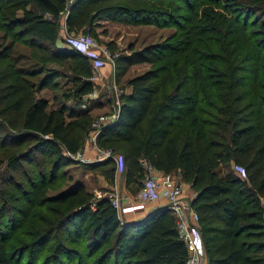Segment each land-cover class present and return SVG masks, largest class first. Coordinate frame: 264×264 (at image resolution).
Wrapping results in <instances>:
<instances>
[{
    "label": "trees",
    "instance_id": "obj_1",
    "mask_svg": "<svg viewBox=\"0 0 264 264\" xmlns=\"http://www.w3.org/2000/svg\"><path fill=\"white\" fill-rule=\"evenodd\" d=\"M263 10L264 0H0V31L11 40L0 53L8 62L7 72L0 73L6 82L0 90L3 145L14 148V164L35 167L36 153H53L51 168L43 164L34 171L40 182L52 179H45L46 172L55 175L72 164L81 149L68 118L88 117L77 107L94 92L93 71L89 57L63 38L58 44L62 16L70 35L90 27L96 17L152 24V17L162 14L163 27L176 26L171 41L130 49L114 59L118 77L134 63L155 67L127 81L120 116L101 127L97 145L121 149L120 175L127 186L140 187L141 160L155 171L181 174L195 193L190 204L199 217L207 264H264V20H250ZM17 42L29 49V68L16 65L21 60L13 50ZM60 78L73 83L66 95L76 106L71 111L37 95ZM58 145L68 155L58 154ZM104 164L113 179V160ZM80 193L78 188L73 194ZM96 206L79 209L90 212L87 228L82 219L63 235L74 242L73 233L83 236L85 262L99 252L100 260L93 263L185 264L188 252L170 211L158 209L130 221L120 218L109 201ZM0 264H16L3 231Z\"/></svg>",
    "mask_w": 264,
    "mask_h": 264
},
{
    "label": "rangeland",
    "instance_id": "obj_2",
    "mask_svg": "<svg viewBox=\"0 0 264 264\" xmlns=\"http://www.w3.org/2000/svg\"><path fill=\"white\" fill-rule=\"evenodd\" d=\"M161 15L158 13L157 17L153 16L152 18L156 20L152 24L141 20L127 23L96 17L87 29L71 33L74 36L87 34L94 40L95 47L106 61L101 70L105 77L101 80V84H94V92L88 96L90 98L83 99L85 108H82V105L77 107L88 112V117L68 118V121H72V133L80 138L81 149L72 158L74 159L72 164L59 168L55 175L52 172L44 174L45 179L52 178L50 181L40 182L37 176L34 178V171H38L43 164L51 168L55 157L53 153L43 155L36 153L34 157L38 165L35 167L34 163L28 164L25 161L14 164L13 158L16 157L14 148H8L9 144L3 145L1 137L4 131L0 128V231L4 233L8 256L16 264H100L99 261L93 263L95 260H100L99 252L85 262V253L82 251L84 239L81 234L73 233L76 242L67 240L64 236L76 221L86 219L83 228L88 227L91 221L90 212L79 210L80 207L95 210L96 205L108 201L114 195L124 201L135 200L139 187L130 185L121 190L118 183L120 185L123 183V175H116L112 179L107 172L109 166L104 164L107 159L101 156L105 149L102 150L97 145V134L101 127L111 122L106 118L109 119L114 113L119 112L117 102L120 105L121 97L129 92L127 81L155 67L145 62L134 63L118 77L115 67H112L114 59L118 55H129L130 49L134 52L147 46L156 47L169 42L171 36L177 33L174 24L163 27L167 18ZM253 18L264 20V10L254 12L250 20ZM58 29L57 42L62 44L61 39L66 33L64 16L58 22ZM9 44H11L10 38H6L3 31H0V53ZM13 50H17L21 57L16 63L17 67L29 68L32 65L33 61L29 59L27 46L17 42ZM6 60L0 58V73L7 72ZM26 79L32 83L37 82L36 78ZM5 84L6 82L0 77V90ZM72 88L71 80L60 78L56 80L55 87H46L37 95L48 101L52 107H65L66 110L71 111L76 106L66 95L72 91ZM2 106L1 104L0 109ZM8 116L12 118L14 114ZM120 150L116 148L117 152L114 153H122ZM56 151L58 154L66 155V151L60 145L57 146ZM170 175L176 178V182L183 184L186 198L192 201L195 193L190 184L183 180L178 171H173ZM145 176L146 174L142 180ZM78 188L82 189L83 193L73 194ZM261 203L263 202L261 201L260 205ZM71 213L75 214L69 217ZM137 215L142 216V212H137ZM42 237L43 240L39 241ZM105 250L106 248L102 254H105Z\"/></svg>",
    "mask_w": 264,
    "mask_h": 264
},
{
    "label": "built area",
    "instance_id": "obj_3",
    "mask_svg": "<svg viewBox=\"0 0 264 264\" xmlns=\"http://www.w3.org/2000/svg\"><path fill=\"white\" fill-rule=\"evenodd\" d=\"M63 40L64 44L71 46L82 53L83 56L90 58L93 71L90 81L93 85L100 83L103 79L100 71L105 66V61L102 59L100 51L95 47L94 41L81 34L74 36L67 33H65ZM112 67H114V64ZM88 96L83 99L90 98ZM117 105L119 108L118 102ZM82 108H85V104L82 105ZM118 113H114L109 119L105 118L109 121H114L117 119ZM66 155L68 154L66 153ZM101 156L105 159L113 160L116 175H120L123 172L124 159L122 155L115 154L111 150H104ZM140 162L146 176L136 192L135 200L124 201L114 195L108 200L110 205L117 211L120 218L135 215L139 211H147L150 206H153L151 209L154 211L157 209L170 211L176 218L178 238L185 244L188 252L185 264H202L205 259V249L199 232V217L192 208L190 201L185 197L182 185L176 182L171 175H161L157 178L154 174L155 170L145 160ZM237 171L238 175L245 177L242 169L237 168ZM160 200L162 204L158 208L155 203Z\"/></svg>",
    "mask_w": 264,
    "mask_h": 264
},
{
    "label": "crops",
    "instance_id": "obj_4",
    "mask_svg": "<svg viewBox=\"0 0 264 264\" xmlns=\"http://www.w3.org/2000/svg\"><path fill=\"white\" fill-rule=\"evenodd\" d=\"M102 70V69H101ZM101 72V71H100ZM102 74V73H101ZM102 75H104V74H102ZM103 77H105V76H103ZM154 174H155V176L158 178V177H160L161 175H170V174H168V173H163V172H160V171H154ZM115 176H116V173H115ZM123 183L120 185L119 183H118V185H119V189H123V188H126L127 187V184L125 183V181H122ZM181 185H182V187H183V193H184V195H185V197H186V189H185V187L183 186V184L182 183H180ZM161 201V200H160ZM160 201H156V203H155V205H156V207H160L161 206V204H162V201L160 202ZM151 207H153V206H150V207H148V209H147V211H144V212H142V216H140L141 218L143 217V216H145L147 213H149L150 211L151 212H156L157 210H152L151 209ZM127 217V219L128 220H132L133 221V219H135V220H138L140 217H138V215H137V213L135 214V215H128V216H126ZM205 257H206V253H205ZM204 262H205V259H204V261H203V263L202 264H204Z\"/></svg>",
    "mask_w": 264,
    "mask_h": 264
},
{
    "label": "water",
    "instance_id": "obj_5",
    "mask_svg": "<svg viewBox=\"0 0 264 264\" xmlns=\"http://www.w3.org/2000/svg\"><path fill=\"white\" fill-rule=\"evenodd\" d=\"M119 116H120V113H118V115H117V119L119 118ZM151 213V211L149 212V213H147V214H150Z\"/></svg>",
    "mask_w": 264,
    "mask_h": 264
}]
</instances>
